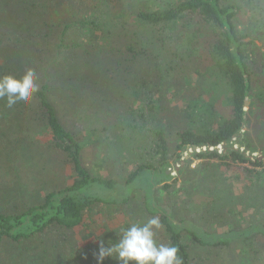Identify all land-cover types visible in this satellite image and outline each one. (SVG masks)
<instances>
[{"label":"trees","instance_id":"obj_1","mask_svg":"<svg viewBox=\"0 0 264 264\" xmlns=\"http://www.w3.org/2000/svg\"><path fill=\"white\" fill-rule=\"evenodd\" d=\"M115 1L125 3L127 11L134 10L113 15L119 19L122 17V27L114 28L127 33L130 29L123 26L130 24L129 18H133L138 24L152 26L155 34L160 33L158 39L162 45L159 48L162 55L168 42L180 43L190 49V44H194L193 41L190 43L192 37L201 39L200 51L193 50L200 63L196 69L190 67V71L199 74L204 98L201 97L200 104L189 101L187 105L189 111L199 107L201 116L190 122V127L185 126L176 131L178 142L175 143L172 155L178 159L188 148L209 146L214 149L193 151L182 162L189 163V157L194 156L199 159L231 158L257 166L264 165V146L261 149L262 159L255 157L251 160L245 155V151L240 150L244 146L250 152L254 151L249 140L243 137L234 142L241 135L247 120L245 100H251V105L256 104L257 110H262L260 104L264 102V64L263 58L259 57L264 54L255 53L251 47L255 44L246 41L239 30L241 21L238 8L227 0ZM51 2L52 7L46 10L45 15L59 12V5L68 7V12L71 13L69 18H65L67 21L69 19V23H63L58 36L44 31L41 24L33 23L31 19L34 14L27 9H17L18 16L12 14L16 19L10 30L0 29V47L7 41L14 57H26L27 63L39 60L40 65L37 67L29 65L34 68L37 83L38 79H44L38 85L39 91L27 104L18 102L9 108L6 106V99H0V181L8 183L5 185L0 182V262L22 264L26 260L24 258H30L33 254V264H97V246L77 255L64 242L63 233L78 226L94 205L127 204L135 190L142 192L146 212L150 216H158L167 232L168 246L178 248L183 264H191L189 252L183 242L186 235L200 246L209 248L229 246L236 240L262 241V246L258 249L264 251V219L240 229L215 234L205 231L192 220L174 219L156 203V192L170 188L169 181L173 179L168 173L171 166L168 163V141L160 129L154 131V148L159 156L156 165L139 164L122 182L94 175L89 171L83 161L84 144L60 120L53 96L56 93L59 98L68 100L75 93H85L93 88L90 82H94V76H99V70L96 69L93 53L88 46L107 22L95 17L96 13L80 16L78 13L83 11L81 8L85 4L84 0ZM105 8L110 16L114 6L106 1ZM2 9L7 10L4 6ZM63 15L64 13L61 14ZM71 27L80 30L87 39L80 37L72 41L69 38L71 32L67 31ZM113 46L120 51L123 47L122 44ZM157 58L160 56L157 55ZM15 71L20 73L17 78L23 75L20 69ZM5 75L13 76V71L7 70ZM170 75L168 70L163 72L161 81H157V84H166V78H170ZM184 78L190 81L189 74H185ZM54 80L62 86L56 92L52 88ZM219 88H223L225 92H220ZM35 130L48 132L51 144L45 146L33 143L37 136L34 134ZM234 144H237L236 148ZM218 145L223 149L220 152ZM57 151L64 153L61 159L71 167L72 181L50 190L37 200L39 187L56 176ZM46 177L48 178L44 179ZM121 235L122 231L102 241L107 247L116 243ZM60 236L62 242L57 239ZM6 241L12 244L3 245ZM22 241H29V245L21 250L15 245ZM259 250L253 253L258 254ZM115 262L114 258L108 257L103 264Z\"/></svg>","mask_w":264,"mask_h":264},{"label":"rangeland","instance_id":"obj_2","mask_svg":"<svg viewBox=\"0 0 264 264\" xmlns=\"http://www.w3.org/2000/svg\"><path fill=\"white\" fill-rule=\"evenodd\" d=\"M48 1L0 0V29L10 30L16 19L12 14L18 16L17 9H27L34 14L31 19L33 23L41 24L44 31L58 36L63 23H69V19L67 21L65 18H69L71 13L68 12V7L59 5V12L45 15L46 10L52 7L51 0ZM84 1L81 8L83 11L78 13L80 16L96 13L95 17L107 22L88 46L93 53L94 58L91 57L95 60L99 76H94V82H90L93 88L85 93H75L68 100L59 98L55 93L53 103L62 123L83 142V161L89 171L94 175L122 182L139 164L156 165L159 156L154 148V131L160 129L168 141V163L171 164L168 173L173 179L169 181L170 188L156 192L157 204L166 209L174 219L192 220L205 231L215 234L240 229L263 220L264 165L257 166L231 158L199 159L194 156L189 157L191 162L183 163L191 152L201 151L197 147L188 148L178 159L172 155L175 143L178 142L176 131L185 126L190 127V122L201 116L199 107L189 111L187 106L189 101L200 104L204 95L199 74L190 71V67L196 69L200 63L193 50L200 51L201 39L192 37L190 43L193 41L194 44H190V49L180 43L168 42L162 55L159 50L162 46L158 39L160 33L155 34L152 26L138 24L133 18H129L130 24L123 27L130 30L127 33L119 30L122 27V17L119 19L113 15L127 11L125 3L106 0L114 6L111 17L106 13L105 0ZM227 1L238 8L241 21L239 30L245 40L255 44L251 45L255 53L264 54V0ZM2 6L7 10L3 11ZM115 26L119 29L114 28ZM192 29L193 27L190 31ZM67 31L71 32L69 38L72 41L80 37L87 39L80 30L71 27ZM120 44L123 46L121 51L113 46ZM259 57L263 58L264 64V55L260 54ZM25 60L26 57H14L6 41L0 47V74L5 75L9 70L16 77L20 73L15 70L20 69L24 73L28 68L34 69L31 65H40L37 59L31 63ZM167 70L171 73L170 78H166V84L158 85L157 81H161L162 73ZM185 74H189V82L185 80ZM43 82L44 79L40 78L37 84ZM52 88L56 92L62 86L54 80ZM219 91L222 92L223 88H219ZM260 106L262 110H257V105H251V100H247V120L241 135L234 140L236 142L243 137L249 140L254 151L250 152L244 146L240 150L245 151V155L251 160L255 157L262 159L264 102ZM34 134L37 136L33 143L45 146L51 144L48 132L35 130ZM233 146L236 148L237 144ZM222 150L221 147L218 152ZM63 155V152L57 151L56 176L39 187L37 200L50 190L72 181L71 167L62 161ZM4 173L9 175L5 171ZM152 217L144 208L142 192L135 190L127 204L94 205L78 226L63 233V240L73 253L82 255L96 246L99 248L100 242L106 237L120 233L133 223L142 225ZM57 239L62 242L61 236ZM156 241L158 244L168 245V235L163 225L156 232ZM183 242L189 252L191 264H264V251L258 249L262 246V241L236 240L229 246L209 248L200 246L186 235ZM5 244L12 243L6 241L3 245ZM28 245L29 241H22L15 246L22 250ZM1 248L2 246L0 250ZM256 250L260 252L254 254ZM32 258L33 254L30 258H24L26 260L22 264H33Z\"/></svg>","mask_w":264,"mask_h":264},{"label":"clouds","instance_id":"obj_3","mask_svg":"<svg viewBox=\"0 0 264 264\" xmlns=\"http://www.w3.org/2000/svg\"><path fill=\"white\" fill-rule=\"evenodd\" d=\"M39 91L37 76L28 68L19 78L12 75L0 76V99H6L11 108L18 102L29 103ZM162 228L160 220L150 218L144 224H131L122 230V235L114 244L107 247L99 244L97 264H103L105 258H114L117 264H183L178 248L158 244L156 232Z\"/></svg>","mask_w":264,"mask_h":264},{"label":"built area","instance_id":"obj_4","mask_svg":"<svg viewBox=\"0 0 264 264\" xmlns=\"http://www.w3.org/2000/svg\"><path fill=\"white\" fill-rule=\"evenodd\" d=\"M222 146H220V145H218L217 146V149H219L220 150V148H221ZM236 147V146H235ZM206 150V149H209V150H213L214 149V147H209V146H201V147H197V150Z\"/></svg>","mask_w":264,"mask_h":264},{"label":"water","instance_id":"obj_5","mask_svg":"<svg viewBox=\"0 0 264 264\" xmlns=\"http://www.w3.org/2000/svg\"><path fill=\"white\" fill-rule=\"evenodd\" d=\"M247 103V100H245V104Z\"/></svg>","mask_w":264,"mask_h":264}]
</instances>
